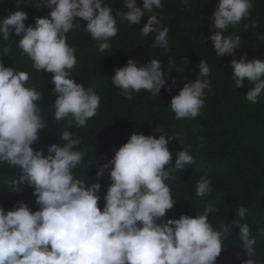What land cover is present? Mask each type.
Instances as JSON below:
<instances>
[{"label":"clouds","instance_id":"clouds-1","mask_svg":"<svg viewBox=\"0 0 264 264\" xmlns=\"http://www.w3.org/2000/svg\"><path fill=\"white\" fill-rule=\"evenodd\" d=\"M124 0L127 12H120L122 20L140 24L146 13L162 8L161 0ZM187 3V0H185ZM50 8L49 17L35 18V26H25L27 13L19 6L0 19V35L9 40L12 32L21 38L18 47L22 55L32 61L37 71L52 74L54 118L84 127L97 114L100 97L92 89L71 78L76 66L75 49L67 43L66 34L79 25L76 18L86 21L85 31L98 42L100 52H106L108 41L118 33L112 8L102 0H39L37 6ZM251 0H219L212 13V41L217 56L235 55L240 37L222 35L230 26L238 25L249 17ZM255 30L257 22L245 24ZM168 28L163 27L158 15L148 16L141 28L142 36L155 33V47L167 51ZM264 40V35L258 37ZM9 48H4L8 54ZM170 70L175 62L168 61ZM231 79L242 87L245 78L254 85L246 99L255 104L264 92V60L241 57L231 61ZM197 77L184 84L172 96L170 107L177 119L196 118L205 107V90L211 73L206 60L199 61ZM29 73L5 67L0 61V163L20 169L19 181L34 189L39 210L31 211L21 202L12 210L0 207V264H215L223 251V241L229 229L214 230L209 213L218 209L207 204L202 214L181 215L178 219L162 221L174 207L169 179H176L168 168L173 153L168 148L170 139L179 144V136L132 133L130 139L115 150L114 157L100 166L97 175L109 170L111 183L104 196L103 210L98 206L100 184L86 186L73 175L80 167L85 153L74 150L80 144L70 131L61 137L66 143L51 144L47 155L34 150L39 132L46 123L41 116L40 91L26 85ZM112 84L129 100L132 93L145 90L159 95L165 85V73L159 59H151L137 66L133 59L115 70ZM194 157L187 148L176 152L175 170L193 164ZM212 192L211 180L202 174L196 181V195L205 197ZM241 206L237 215L245 216ZM240 229L242 248L249 259L244 264H257L256 240L247 223L235 222Z\"/></svg>","mask_w":264,"mask_h":264},{"label":"trees","instance_id":"trees-1","mask_svg":"<svg viewBox=\"0 0 264 264\" xmlns=\"http://www.w3.org/2000/svg\"><path fill=\"white\" fill-rule=\"evenodd\" d=\"M112 8L117 21L118 33L108 43L111 47L100 52L98 42L85 31L86 21L76 18L79 25L66 34L67 43L75 49L76 66L71 78L92 89L100 97L97 114L89 119L86 126L69 123L70 118L56 121L54 103L56 94L52 74L37 72L32 61L21 54L18 47L20 36L12 32L9 40L0 35V61L5 67L29 73L31 79L26 85L41 93V116L46 127L39 132V139L32 147L47 155L48 146L55 143L63 146L61 137L64 130L72 133L80 144L74 150L85 153L80 167L73 175L85 182L86 186L99 183L98 206L103 210L104 196L111 183L109 170L97 175L100 166L108 163L115 150L126 143L132 133L166 138L179 136L183 143L170 139L168 148L173 153L172 164L168 166L176 179L166 183L174 199V207L166 217L178 219L182 214H202L207 204L218 210L209 213L208 220L214 230L229 229L223 241V251L215 264H244L249 259L242 248L240 229L235 222L247 223L251 236L256 240L257 264H264V92L253 104L246 99L247 91L254 87L247 78L242 87L231 79V61L245 57L247 60H264V0H251L253 5L249 17L236 26H230L222 35L240 37V46L235 55L217 56L212 41L207 39L213 32L211 17L219 0H161L162 8L146 13L140 24H129L119 13L127 12L124 0H102ZM143 7L142 0H136ZM39 0H0V19L19 9L27 13L25 26H35V18L49 17L50 8L37 6ZM151 14L158 15L163 27L168 28L167 51L155 47V33L145 37L141 28ZM50 18V17H49ZM257 22V28L244 29L245 24ZM10 49L8 54L4 48ZM129 59L137 66L151 59H159L165 73V85L159 95L142 90L132 93L127 99L119 88L112 84L115 70L127 65ZM169 59L175 62L170 70ZM206 60L211 73L210 91L205 90V107L196 118L177 119L171 110V98L177 95L185 83L194 80L199 73V61ZM187 148L194 157L193 164L175 170L176 152ZM20 169L7 163H0V207L5 212L19 203L27 204L31 211L39 210L34 189L19 181ZM202 174L211 180L212 192L205 197L196 195V181ZM246 209L243 218L237 215L239 208Z\"/></svg>","mask_w":264,"mask_h":264}]
</instances>
